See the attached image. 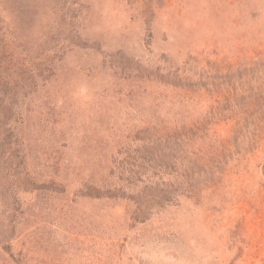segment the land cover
Here are the masks:
<instances>
[{
    "label": "rangeland",
    "instance_id": "1",
    "mask_svg": "<svg viewBox=\"0 0 264 264\" xmlns=\"http://www.w3.org/2000/svg\"><path fill=\"white\" fill-rule=\"evenodd\" d=\"M0 264H264V0H0Z\"/></svg>",
    "mask_w": 264,
    "mask_h": 264
}]
</instances>
